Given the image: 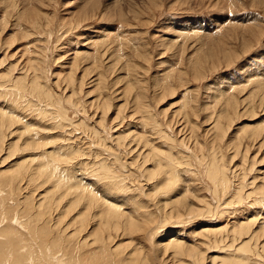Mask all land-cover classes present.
<instances>
[{"label": "rangeland", "instance_id": "obj_1", "mask_svg": "<svg viewBox=\"0 0 264 264\" xmlns=\"http://www.w3.org/2000/svg\"><path fill=\"white\" fill-rule=\"evenodd\" d=\"M0 191V264H264V0H0Z\"/></svg>", "mask_w": 264, "mask_h": 264}, {"label": "bare ground", "instance_id": "obj_2", "mask_svg": "<svg viewBox=\"0 0 264 264\" xmlns=\"http://www.w3.org/2000/svg\"><path fill=\"white\" fill-rule=\"evenodd\" d=\"M219 65V64H218ZM246 74V73H245ZM223 90V89H222ZM39 91V90H38ZM13 109V108H12ZM2 114V113H1ZM2 124H5V123H3V122H1V126H2ZM2 128V127H1ZM37 139V138H36ZM66 147V146H65ZM160 154V153H159ZM159 156V155H158ZM149 175H151V174H149ZM152 177V176H151ZM81 182V181H80ZM240 190V189H239ZM1 192V191H0ZM181 195V194H180ZM81 196V195H80ZM58 198V197H57ZM56 198V199H57ZM82 199H83V197H81ZM85 198V197H84ZM59 199V198H58ZM57 199V200H58ZM126 199V198H125ZM56 200V201H57ZM84 200V199H83ZM143 200V199H142ZM195 200V199H194ZM204 200H206V199H204ZM127 201H129V200H127ZM141 201V200H140ZM177 201H179V199L177 200ZM197 200H195L194 202H196ZM58 202V201H57ZM117 202V201H116ZM202 202H203V200H202ZM72 203V202H71ZM74 203V202H73ZM80 203V201L79 202H76V204H79ZM87 203V202H86ZM86 203H85V207H86ZM94 203L95 202H93V205H94ZM127 203V202H126ZM125 203V204H126ZM146 203V202H145ZM145 203H139V206H138V208L134 211V212H130L131 213V216H129V215H126L124 212H122L121 211V213H124V214H120V212H117V211H113L112 209H111V207H108V206H105V214L109 211V213L108 214H106V218H110V221H108L107 219V225H108V227L110 228V233H112V231H114V232H118L120 229H126L129 233H132V232H134V233H138V232H141L143 229L142 228H144V227H146V225L145 224H143V223H141V221L143 222L144 220H146V221H151L152 220V218H153V216L152 215H150V213L149 214H147V212H145V211H143L145 208H147V207H145ZM170 203V202H169ZM171 203H172V200H171ZM170 203V204H171ZM188 202H186V204H187ZM87 204H89V205H92V202H91V200H89L88 201V203ZM113 204V203H112ZM124 204V203H123ZM201 204H204V202L203 203H201ZM209 204V203H208ZM118 205H120V204H118ZM117 205V206H118ZM185 205V204H184ZM187 205H189V204H187ZM179 206V207H177V208H174L173 210H170V212L169 211H167V212H169L168 214H166V213H164V212H162L164 215H163V217L164 218H168V217H171V219L173 218L174 220H176V221H178L179 220V222L180 221H182L183 222V220H184V218H186L185 216L187 215V217H190V216H197L198 215V210L197 209H195L194 208V206L192 207L191 206V204L189 205V206ZM196 205V204H195ZM205 205V204H204ZM74 206H75V203L73 204V208H74ZM95 206V205H94ZM93 206V208H95L96 206H97V204H96V206L94 207ZM197 206V205H196ZM195 206V207H196ZM201 206V205H200ZM87 207H88V205H87ZM92 207V206H91ZM98 207V206H97ZM198 207V206H197ZM202 207V206H201ZM209 207H210V205H209ZM84 208V207H83ZM114 208H116V207H114ZM113 208V209H114ZM124 208V207H123ZM199 208V207H198ZM88 209H91V208H88ZM99 209H100V207H99ZM209 209V208H208ZM211 209V208H210ZM209 209V210H210ZM221 209V208H220ZM83 210V209H82ZM102 210V209H101ZM203 210V209H202ZM206 210H207V207H206ZM212 210V209H211ZM91 211V210H90ZM90 211H89V213H90ZM92 211H93V209H92ZM97 211V210H96ZM120 211V210H119ZM130 211V210H129ZM132 211V210H131ZM200 211V210H199ZM99 212V211H98ZM116 212V213H115ZM201 212V211H200ZM96 213V212H95ZM100 213V212H99ZM127 213H128V211H127ZM134 213H136V214H134ZM203 213V212H202ZM202 213H200V214H202ZM98 214V213H97ZM199 216V215H198ZM197 216V217H198ZM97 218H95V220H96ZM190 219H191V217H190ZM193 219V218H192ZM196 219V218H195ZM101 221V220H100ZM163 221H165L164 219H163ZM170 221V220H169ZM104 222V221H103ZM178 222V223H179ZM186 222V221H185ZM193 222V221H192ZM177 223V222H176ZM251 223V222H250ZM208 224V223H207ZM244 224V223H243ZM105 226V225H104ZM103 226V227H104ZM235 226V225H234ZM242 226V225H241ZM106 227V226H105ZM108 228V229H109ZM222 228V227H221ZM221 228H213V229H211V228H205V229H200L201 231L200 232H202V233H200V234H202V235H209V234H212V233H215V234H219V236H221L222 235V233H221ZM225 228V227H224ZM244 228H246V227H244ZM229 229V228H228ZM241 229V228H240ZM247 229H249L248 227H247ZM247 229H245L246 230V232H247ZM183 230V229H182ZM224 230V229H223ZM238 230V229H237ZM244 230V231H245ZM226 232V231H225ZM234 232V231H233ZM191 233V232H190ZM243 233V232H242ZM248 233V232H247ZM192 234V233H191ZM179 235V234H178ZM177 235V236H178ZM240 235V234H239ZM242 235V234H241ZM225 236V235H224ZM244 236H246V235H244ZM252 236V235H251ZM255 236V235H254ZM216 237V236H215ZM238 237H240V236H238ZM242 237H243V235H242ZM257 237V236H256ZM224 238H226V237H224ZM252 238V237H251ZM175 239V240H174ZM178 239H179V237H178ZM212 239V238H211ZM216 239V238H215ZM219 239V238H218ZM245 239H248V237L247 238H245ZM249 239H250V237H249ZM254 239V238H253ZM258 239V238H257ZM209 238H206L205 239V241L204 240H201V244H205V242L206 241H208L209 242ZM213 240V239H212ZM241 240V239H240ZM252 240V239H251ZM251 240H248L247 242H249V241H251ZM169 242L167 243V244H165L164 245V249L166 250V249H168V248H172V256H171V258L173 259L174 257H181V256H184L185 255V257H183V259L185 258H189V259H192V262L193 263H195V264H198V263H200L201 262V264H203V261H204V259H206V258H203V255H202V253H201V250H200V247L199 246H196L195 248H192V247H190V246H188V245H186L185 243H183L181 240H176V238H173L172 240H168ZM211 241V240H210ZM216 241V240H215ZM231 241V240H230ZM236 241H237V239H236ZM256 241V240H255ZM213 243H214V240L212 241ZM224 242V241H223ZM242 242H243V240H242ZM241 242V243H242ZM246 242V241H245ZM257 243V242H256ZM200 244V245H201ZM208 244V243H207ZM216 244H218V243H216ZM219 244H221L220 242H219ZM224 244V243H223ZM237 244V243H236ZM227 245V244H226ZM203 246V245H202ZM205 246V245H204ZM203 246V247H204ZM239 246V245H238ZM253 246H256V245H253ZM207 247H209V246H207ZM229 247V246H228ZM227 247V248H228ZM231 248V247H230ZM233 248V247H232ZM231 248V249H232ZM262 248V247H261ZM236 249H238V248H236ZM240 251L242 250V252H248L249 254H250V256H251V254H253V253H255V251L256 250H253V247L251 246V245H249V244H246V243H243L241 246H240ZM255 249H257V248H255ZM259 250V249H258ZM230 251H232V250H230ZM237 252V251H236ZM238 253V252H237ZM240 253V252H239ZM257 253V252H256ZM260 253V252H259ZM76 254L77 253H74L73 254V258L76 256ZM223 254V253H222ZM170 255V254H169ZM224 255V254H223ZM228 255V254H227ZM236 255V254H235ZM255 255V254H254ZM50 256V255H49ZM217 257V256H216ZM216 257L215 258H211V260L209 261V263L210 264H215L214 262V260L216 259ZM223 257H225V256H223ZM240 257V256H239ZM182 258V257H181ZM226 258H228V256L226 257ZM251 258V257H250ZM262 258V257H261ZM264 258V257H263ZM57 259V258H56ZM64 259H65V255H62L61 256V258H58V260H57V264H65L64 263ZM230 259V258H229ZM229 259H228V261H229ZM241 259V258H240ZM249 259V258H248ZM208 260V259H207ZM224 260H225V258H224ZM250 260V259H249ZM249 260H247L246 258L245 259H243L242 258V260H239V262L238 263H236V264H251L250 262H249ZM259 260V259H258ZM217 262L219 261V260H216ZM226 261V260H225ZM232 261V259L230 260V262ZM187 262V261H186ZM191 262V261H190ZM222 262H224V261H222ZM192 263V264H193ZM206 263V262H205ZM218 263H221V261H219ZM217 263V264H218ZM223 264V263H222ZM225 264V263H224ZM231 264V263H230ZM235 264V263H234ZM255 264V263H254Z\"/></svg>", "mask_w": 264, "mask_h": 264}]
</instances>
